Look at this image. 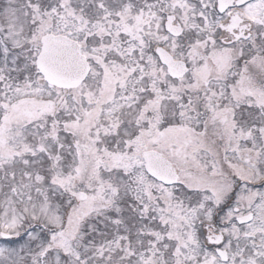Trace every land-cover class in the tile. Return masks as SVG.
<instances>
[{
	"label": "snow or ice",
	"instance_id": "obj_1",
	"mask_svg": "<svg viewBox=\"0 0 264 264\" xmlns=\"http://www.w3.org/2000/svg\"><path fill=\"white\" fill-rule=\"evenodd\" d=\"M0 264H264V0H0Z\"/></svg>",
	"mask_w": 264,
	"mask_h": 264
}]
</instances>
